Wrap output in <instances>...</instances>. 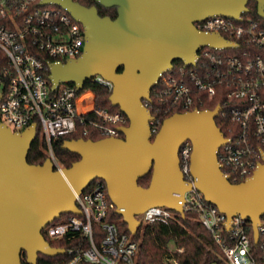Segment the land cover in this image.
I'll use <instances>...</instances> for the list:
<instances>
[{
  "label": "water",
  "instance_id": "95a60500",
  "mask_svg": "<svg viewBox=\"0 0 264 264\" xmlns=\"http://www.w3.org/2000/svg\"><path fill=\"white\" fill-rule=\"evenodd\" d=\"M95 1L117 8V18L102 17L95 6L74 0H41L42 5L62 7L86 32L80 58L51 66L52 90L74 84L82 91L87 82L102 76L114 85L112 105L130 124L121 128L124 138L65 141L64 148L80 160L59 171L51 158L42 165L28 162L36 124L20 134L0 120V264H23V253L27 264H37L40 255H65L64 249L50 245L43 230L63 214L81 215L76 195L97 179L106 183L117 213L133 235L142 227L137 217L151 208H168L185 217V194L193 185L184 180L179 153L188 141L193 145L195 187L227 216L228 226L236 216L249 220L258 243L264 217V157L252 177L234 184L218 159L219 149L228 142L216 123L220 106L176 113L153 136L154 117L145 101L175 62L194 65L202 48L232 47L218 34L199 32L196 22L215 16L240 21L250 12L251 1L264 18V0ZM150 174V185H140L139 180Z\"/></svg>",
  "mask_w": 264,
  "mask_h": 264
},
{
  "label": "built area",
  "instance_id": "2783aa9c",
  "mask_svg": "<svg viewBox=\"0 0 264 264\" xmlns=\"http://www.w3.org/2000/svg\"><path fill=\"white\" fill-rule=\"evenodd\" d=\"M262 9L264 12V6ZM248 13L240 21L215 16L196 22L199 32L218 34L232 47L202 48L196 64L182 61V65H174L164 73L158 83L163 97L172 99L167 112L173 108L203 111L198 107L206 101L220 99L217 117L229 119L230 126L224 134L228 142L219 149L218 159L223 173L234 184L252 177L264 157V25L245 19ZM85 46L84 26L62 7L42 5L41 0H0V120L12 133L20 134L36 124L49 158L59 171L63 167L53 146L62 137L76 133L78 124L85 123V116H96L89 125L102 139L124 138L121 128L130 124L121 110L111 112L97 107L95 94L87 85H99L111 92L114 89L102 76L91 79L82 91L74 84L52 90L51 66L77 60ZM84 93L92 97L80 103ZM82 105L83 112L79 110ZM150 125L157 135L161 122L154 118ZM192 152L193 145L188 141L179 153L184 180L193 185L185 194L184 211L196 213L212 234L222 253L217 264H261L254 256L249 235L252 223L236 216L228 226L227 216L195 187ZM76 205L81 215L63 214L43 230L52 241L66 239L72 243L73 247L65 250L68 260L62 264H137L140 243L133 239L135 235L122 234L117 223L110 220L117 207L103 180H95L76 195ZM137 219L142 224H168L175 214L168 208H151ZM259 232L261 238L263 221Z\"/></svg>",
  "mask_w": 264,
  "mask_h": 264
},
{
  "label": "trees",
  "instance_id": "16d2710c",
  "mask_svg": "<svg viewBox=\"0 0 264 264\" xmlns=\"http://www.w3.org/2000/svg\"><path fill=\"white\" fill-rule=\"evenodd\" d=\"M85 7L95 6L98 9L99 15L102 17H110L116 19L118 16L117 8H104L95 0H77ZM248 8L250 12L245 16V19H254L260 21L264 25V20L259 18L256 2H249ZM175 68L182 65V61L174 63ZM122 69H120V72ZM95 94L96 105L98 108L108 109L111 112L120 111L119 107L112 105L110 97L112 92L99 85H87ZM163 90L161 85L153 88L151 99L146 102L147 108L151 111L155 120H159L161 124L176 113H184L185 111L179 108H173L172 111L167 112L168 107L172 104V99L163 97ZM81 92H79V95ZM91 95H86L80 100L88 101ZM205 99V96L202 95ZM222 106V102L217 97L213 101H206L204 106L198 107L201 110H214L218 106ZM96 119L94 114L85 116V123L78 124V131L72 135L62 137L59 141L55 142L53 149L59 164L63 168H70L75 162L80 160V156L64 148V143L67 140L90 139L93 141L101 140L96 129L90 127L89 121ZM216 123L221 129L223 134L227 135V129L230 126V120L221 117L216 118ZM161 126L158 128L160 130ZM85 130L88 134L85 135ZM156 136V134H153ZM49 158L46 144L43 142L39 129L37 137L33 142L29 155L28 162L32 165H42ZM151 182V174L139 180V184L148 187ZM242 181L239 180L238 183ZM175 219L171 220L168 224L156 223H143L138 233L133 236V239L139 241L140 250L137 256V264H217L221 262V249L213 239L212 234L198 220V215L194 212H185V217L180 216L175 211ZM110 220L117 223L119 230L122 234L131 235L127 224L123 221L121 215L113 211L110 215ZM46 240L54 248L68 250L73 247L72 243L68 240H50L45 232L43 233ZM249 235L252 240V248L254 256L261 264H264V235L261 236L258 243H255L253 231L249 230ZM181 250V251H180ZM68 260L67 255H59L56 257H47L40 255L37 264H62ZM22 263L27 264L26 254H22Z\"/></svg>",
  "mask_w": 264,
  "mask_h": 264
},
{
  "label": "rangeland",
  "instance_id": "374dc122",
  "mask_svg": "<svg viewBox=\"0 0 264 264\" xmlns=\"http://www.w3.org/2000/svg\"><path fill=\"white\" fill-rule=\"evenodd\" d=\"M86 94H87V93H84L83 96L86 95ZM84 107H85V105H82V107H79V110H80L81 112H83ZM262 221H263V223H264V217L262 218Z\"/></svg>",
  "mask_w": 264,
  "mask_h": 264
}]
</instances>
